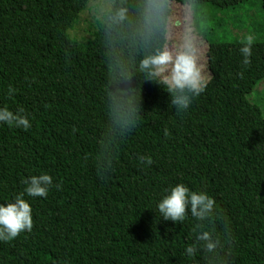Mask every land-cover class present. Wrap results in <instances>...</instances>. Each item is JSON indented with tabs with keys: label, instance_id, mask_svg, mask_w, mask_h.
Listing matches in <instances>:
<instances>
[{
	"label": "trees",
	"instance_id": "obj_1",
	"mask_svg": "<svg viewBox=\"0 0 264 264\" xmlns=\"http://www.w3.org/2000/svg\"><path fill=\"white\" fill-rule=\"evenodd\" d=\"M245 1L163 0L145 37V0H0V107L30 121L0 123V203L30 175L52 177L45 197L23 196L32 227L0 241V264H264V113L253 101L264 40H252L244 65L245 40L213 41L196 22L201 8ZM172 3L190 6L207 44L208 83L181 112L139 69L167 45ZM177 183L214 200L211 219L160 217L156 204Z\"/></svg>",
	"mask_w": 264,
	"mask_h": 264
},
{
	"label": "clouds",
	"instance_id": "obj_2",
	"mask_svg": "<svg viewBox=\"0 0 264 264\" xmlns=\"http://www.w3.org/2000/svg\"><path fill=\"white\" fill-rule=\"evenodd\" d=\"M164 11L163 0H145L142 35L148 37L160 27ZM124 15L125 10L120 9L116 12L115 18L123 20ZM252 40L251 36L245 37V42L239 48L244 65L250 62ZM201 56L197 32L192 26H188L180 35L174 49L160 47L146 54L139 62V69L148 79L165 87L171 96V104L178 112H181L189 107L194 97L204 91L208 83L209 77L200 63ZM14 91L9 88L8 94L11 95ZM127 112L129 122L134 123L136 109L131 101L128 102ZM0 123L25 130L30 127V121L23 114V109L13 112L7 107H0ZM164 134L167 135L166 130ZM137 159L144 165L152 163L150 157L140 156ZM22 183L25 185L23 193L16 195L11 201L0 203V241H9L19 232L31 229V208L23 196L45 197L52 185V177L46 172H41L24 178ZM156 210L160 217L171 220L173 223L182 222L186 211L193 218L203 221L211 219L214 212V200L203 191H191L183 183H177L170 187L167 194L158 201ZM197 239L205 241V247L208 250L216 246L208 231L199 233ZM186 251L191 253L192 248L189 247Z\"/></svg>",
	"mask_w": 264,
	"mask_h": 264
},
{
	"label": "rangeland",
	"instance_id": "obj_3",
	"mask_svg": "<svg viewBox=\"0 0 264 264\" xmlns=\"http://www.w3.org/2000/svg\"><path fill=\"white\" fill-rule=\"evenodd\" d=\"M200 14H196V22L198 27L206 34H211L213 41H243L245 37L251 36L253 40H264V15L262 11L261 0H247L237 7H231L223 10L210 9L208 7L201 8ZM94 13V12H93ZM87 19L91 18V14L86 15ZM193 12L189 5L181 3H172V11L169 17L167 30V45L169 50L175 48L179 41L180 35L186 27L195 26L192 23ZM85 26V24H84ZM197 27V28H198ZM200 43L202 56L200 63L204 68L205 74L208 75L206 69V50L207 44L200 34L197 33ZM264 82L261 81L259 86ZM258 86V87H259ZM259 87V90H262ZM251 92L249 98L252 100L253 95L257 92ZM253 101L261 106L264 113V91Z\"/></svg>",
	"mask_w": 264,
	"mask_h": 264
}]
</instances>
